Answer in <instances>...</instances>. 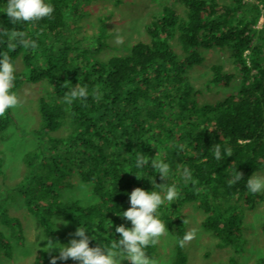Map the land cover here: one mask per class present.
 <instances>
[{"label": "trees", "instance_id": "16d2710c", "mask_svg": "<svg viewBox=\"0 0 264 264\" xmlns=\"http://www.w3.org/2000/svg\"><path fill=\"white\" fill-rule=\"evenodd\" d=\"M178 1L184 15L166 6L145 25L148 40L106 60L95 56L105 47L102 40L97 50H81L77 42L66 39L69 22L79 15V0H49L54 6L50 18L22 25L11 24L0 13V53L15 67L22 60L13 90L24 83L52 82L55 95L39 100L43 130L67 131L26 153L25 180L8 192L9 200L14 192L25 199L28 212L47 236L54 235L53 219L62 218L74 231L85 227L89 247L113 243L119 239L115 227L131 226L118 215L130 207L127 194L136 187L154 190V183L159 190V185L168 183L176 185L178 196L157 211L176 238L173 264L187 261L185 241L183 246L178 243L186 233L179 210L187 203L206 213L202 227L217 238L218 247L234 246L243 239L237 213L244 209L240 201L254 209L264 200L263 193L246 187L248 177L264 171V29L256 27L264 1ZM3 3L6 0H0ZM11 30L25 31L24 38L34 40L36 47L13 46L8 39ZM215 47L232 51L242 86L236 95L201 104L188 72L204 62L201 49ZM234 77L214 65L208 83L227 87ZM78 82L87 84L89 95L65 103L66 91ZM12 121V109L0 115V132ZM217 143L222 150L229 146L231 155L217 160L211 149ZM139 152L149 157L148 169L135 167ZM157 154L169 164L167 180L150 168ZM236 171L241 180L230 184ZM73 175L92 186L89 205L62 199ZM0 222L24 244L22 220L1 204ZM145 251L153 254L155 244ZM0 253L7 258L12 253V244L1 230Z\"/></svg>", "mask_w": 264, "mask_h": 264}, {"label": "rangeland", "instance_id": "374dc122", "mask_svg": "<svg viewBox=\"0 0 264 264\" xmlns=\"http://www.w3.org/2000/svg\"><path fill=\"white\" fill-rule=\"evenodd\" d=\"M230 4L232 0H221ZM252 2V0H246ZM264 1V0H263ZM79 15L70 21L66 31V39L77 42L81 50L99 48V39L105 47L95 52L100 60L120 55L128 50L135 42L148 40L145 25L150 23L155 15H161L168 6L185 14L184 6L178 0H79ZM257 30L264 29V4L261 5ZM119 38V39H118ZM204 62L189 69L190 84L198 93L201 104H215L227 97L239 93L242 86V77L233 63L232 51L229 48L201 49ZM21 58L15 67L16 72L22 68ZM214 65L223 66L226 72L234 74L229 86H210L209 81ZM19 102L12 108L13 121L7 130L0 132V155L4 159L0 169V204L7 207L10 215L19 217L23 222L25 235L24 244H19L12 234V229L0 222V230L12 244L11 257L7 258L0 253V264H37L58 255V249H46L48 237L53 244L59 242L68 245L72 239L79 240L74 235L71 223L62 218H54V235L47 236L40 226L38 219L28 212L25 199L14 192L11 200L8 192L15 186L21 185L26 177L24 157L27 152L34 150L39 144L49 138H57L67 133L46 132L39 112V100L51 99L55 95V85L47 80L38 83H24L16 91ZM170 144V143H169ZM257 175L264 176V171ZM72 185L61 192L65 202L80 200L83 205L92 203V186L85 184L79 175L70 179ZM264 194V190L259 191ZM236 203V202H235ZM244 207L237 209L243 226V238L234 246L218 247V240L211 232L202 227L206 213L197 204L187 203L179 210L186 225V233L191 239L185 241L187 253L186 264H224L231 259L238 260V264H257L264 262V200L254 209ZM66 222V223H65ZM175 237L170 231H165L157 238L155 252L148 255L155 264H173L175 260ZM57 264H81L80 261L68 258L65 261L57 260ZM121 264H130L122 260Z\"/></svg>", "mask_w": 264, "mask_h": 264}, {"label": "clouds", "instance_id": "9594fccd", "mask_svg": "<svg viewBox=\"0 0 264 264\" xmlns=\"http://www.w3.org/2000/svg\"><path fill=\"white\" fill-rule=\"evenodd\" d=\"M53 12L54 6L49 0H6V3L0 5V13L4 14L8 21L14 25L50 18ZM24 33L23 30H11L8 39L10 42H14L13 46L18 44L26 48H35L36 42L25 39ZM14 79L15 66L13 62L7 55L0 53V115L17 106L19 102L18 95L13 90ZM88 95L87 84L82 85L78 82L75 85L71 84L63 99L65 103L70 104L74 99L87 98ZM211 149L217 160L231 155L230 147L227 145L222 150L220 143H217ZM135 167L148 169L149 157L139 152L136 156ZM150 168L152 172L158 173L162 180H167L169 164L161 159L159 154L151 158ZM184 174L188 175L187 170ZM240 180L241 173L236 171L228 182L231 184ZM151 181L154 182V179ZM153 186L154 190L136 187L127 194L130 207L118 215L130 222L131 226L115 227L119 239L113 243L89 247V237L85 234L87 230L83 226L77 227L74 232V235L80 239L78 241L72 239L68 245L59 242L53 244L50 238H41L48 240L47 250L58 249V255L51 258V264H57V260L65 261L68 258L78 260L81 264H121L122 260H127L130 264H155L152 258L146 254L145 249L150 244H156L157 238L166 230L168 231L157 210L165 202L176 199L178 192L175 184L162 183L159 185V190L154 183ZM246 187L252 193L264 190V176L253 173L247 178ZM191 238V234L185 233L178 243L183 246L184 241Z\"/></svg>", "mask_w": 264, "mask_h": 264}]
</instances>
